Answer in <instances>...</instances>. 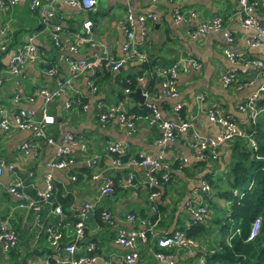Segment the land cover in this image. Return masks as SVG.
<instances>
[{"label":"crops","instance_id":"obj_1","mask_svg":"<svg viewBox=\"0 0 264 264\" xmlns=\"http://www.w3.org/2000/svg\"><path fill=\"white\" fill-rule=\"evenodd\" d=\"M95 1L94 9L70 6L62 1L55 3L54 16L50 21H58L63 28L60 46L52 43L49 26L42 20L37 9H29L27 0H19L7 8L0 6V28L8 26L7 30L11 34L6 51L0 54V103L10 113L17 107H23L31 109L35 116L40 114L43 98L34 93V87L54 85L55 76L46 73V68L51 62L57 64L58 75L65 77L68 74L63 61L65 55L89 56L105 50L107 59H115L125 41L121 22L126 9L129 8L134 16L149 13L155 15L154 20H147L145 23L144 42L139 38L140 26L138 23L134 26L135 45L145 52L146 61L151 62L150 68L141 67L143 61L131 58L116 69L107 67V75L103 72L95 75V70H87L73 78L70 88H67L69 92L63 91L46 103L55 118V122L50 126L55 142L60 141L63 133H73L75 161L69 167L50 169L53 190L49 203L43 204L41 208L42 219L44 222L54 220L56 213L52 212V207L56 204L63 207V221L67 223L61 227V247L58 251L61 258H65L62 245L72 240L70 225L75 219L76 209L82 201L91 199L97 193L102 181L112 178L116 181V186L109 193L101 195L95 202L93 211L88 212L84 218V235L75 242L77 252L84 251L86 242L92 241L96 246L95 252L108 260L106 264H118V257L125 248L114 242V230L118 224L140 226L138 221L124 220L125 213L134 212L152 222L146 240L138 238L136 241L139 251L136 264H163L153 256V252L157 250L156 238L179 229V226L187 227L194 222L184 202L189 197L201 196L207 203L208 210L199 221L204 224L206 231H214L212 238L205 235L194 237L200 241V246L192 250L167 248L177 264H199V258L205 259V255L213 252L211 249H215L218 243V224L211 220L222 217L228 209L229 204L219 195V189L229 186L227 179L230 178L232 154L236 151L235 140L223 142L216 158L195 160L186 135L178 134L164 146H159L154 142L159 133L156 126L149 124L144 118L135 120L131 130H127L116 118L101 123L96 117V104L98 101L114 104L122 100L124 108L137 110L145 102L153 101L162 118L187 119L200 134L206 136L214 135L218 128L208 118L206 108L217 106L244 128L248 121L245 113L237 108V104L261 85L257 68L251 60L264 59V50L260 46L247 44L249 32L238 20L237 0ZM174 7L181 11L192 10L196 15L176 23L172 16ZM253 13L259 23L264 25V0L257 1ZM214 14L221 18V30L195 36L189 33L198 21ZM83 20L91 22L90 36L96 44L90 46L85 42L79 46L78 52L72 53L67 44L73 41L76 33L83 30ZM225 31L230 35V40L226 39ZM29 34L33 36L40 55L18 73H11L8 67L13 55ZM225 50L240 54L241 57L231 62ZM185 52L196 59L199 68L187 67L178 71L177 97L160 94L159 79L149 71L155 65L167 64ZM228 69L233 71L234 80L224 85L220 74ZM134 72H139L135 86L124 92L121 81ZM87 81L95 83V91L89 90ZM246 81L250 82L241 84ZM136 87L141 88V94L144 96L141 102L131 94ZM14 89L20 92L17 102L11 100ZM68 94L81 96L88 104L86 109L78 105L65 108L64 101ZM26 95H31L32 99L28 100ZM177 102L181 104L179 109L173 107ZM31 138V133L24 129L0 131V156L12 164L15 174L25 181L29 191L32 186L43 185V176L49 170L45 162L55 149L54 145L40 140L37 157L24 155L18 149V143ZM115 140L127 144L126 157L137 154L153 156L161 150L162 161L168 164L170 173L164 185L156 186L159 192L155 198L148 199L149 190L144 181L146 170L143 167L112 164L111 155L105 152L102 146L107 141ZM181 156L186 158L182 164L179 163ZM91 160L94 162H90ZM130 171L133 174V183L127 186L125 175ZM95 172L98 176L92 178L91 175ZM201 178L207 182L211 180V183L208 182L209 191L200 192L198 181ZM11 179V173L4 169L0 174V218H8L17 233L18 242L10 251L0 250V264H41L47 254L55 255V251L47 245L43 232L33 222L32 212L16 207L15 199L6 192V184ZM215 180H218L217 185ZM152 200L161 202L162 207L152 210ZM101 208L110 209L113 224L108 225L99 218L98 212ZM92 264L100 262L96 260Z\"/></svg>","mask_w":264,"mask_h":264},{"label":"built area","instance_id":"obj_2","mask_svg":"<svg viewBox=\"0 0 264 264\" xmlns=\"http://www.w3.org/2000/svg\"><path fill=\"white\" fill-rule=\"evenodd\" d=\"M19 0H0L1 8H7L10 5L17 3ZM57 1H62L70 6H78L83 9H94L95 0H27L29 9H37L41 15L42 20L49 26V35L52 43L55 46L61 45L62 27L58 21H50L54 16V7ZM258 0H237L238 3V20L240 24L245 27L249 34L247 37V44L251 46H260L264 50V25L259 23L254 16V8ZM195 12L192 10L181 11L174 7L172 16L176 23L181 22L187 18H194ZM154 14H141L134 16L129 8L126 9L121 28L125 36V41L122 45L119 56L115 59H107L105 50L101 53H92L89 56H77L76 54L65 55L63 61L66 64L68 74L65 77L58 75V68L55 62H51L47 68L46 73L55 76L54 85L52 86H35L34 93L41 95L43 104L40 108L39 116H35L31 109L17 107L11 113L7 108L0 103V131L8 132L12 129H24L31 133V139H24L18 143V149L31 158H35L39 154L40 140L47 144L55 146L54 153L46 160L45 164L48 171L43 176V185L41 187L32 186L31 190L27 189V184L22 178L17 176L14 172L13 166L7 163L0 156V174L4 169H7L12 179L6 184V192L15 199L16 207L20 209L30 210L33 216V222L43 232L44 239L49 247L55 251V255L47 254L41 264H50V259L54 262H66L67 264H92L99 260L100 264H106L107 259L95 252V243L92 241L86 242L84 251L77 252L75 242L81 239L84 235V218L88 212L93 211L95 202L101 195L107 194L112 190L113 179L107 178L98 186L97 193L91 198L82 201L80 206L75 211V219L72 221L70 228L72 240L62 245V250L66 257L61 258L58 249L61 247V227L67 223L63 221L64 213L60 204L52 207V212L56 213V218L52 221L42 219L41 208L43 204L49 203L52 190V174L50 169L65 168L74 164V144L75 138L73 133L65 132L61 135L60 141L57 143L50 131V126L55 122L54 115L46 107V103L56 98L67 88H70L73 78L82 74L87 70H95L99 66H106L110 69H116L123 62L131 58H138L141 61H146V54L140 50L134 42V26L136 23L140 26L139 38L144 42L146 36L145 23L147 20H154ZM89 20H83L81 26L83 30L74 35L73 41L67 44V48L72 53L78 52V48L85 42L90 46L95 45V41L90 36ZM8 26L0 28V54L6 51L10 32L7 30ZM222 29L220 16L214 14L209 18L198 21L189 31L192 36L210 31H218ZM225 37L230 40V35L225 31ZM227 58L234 62L241 57L240 54H235L232 51L225 50ZM40 55V52L34 43L33 36L27 35L26 39L17 48L13 55V59L8 67L11 73H18L29 62L35 61ZM251 62L257 68V74L261 80V85L246 99L237 104V108L243 111L248 121H254L259 111L257 106V99L260 97V92L264 90V59H252ZM187 67L199 68V63L188 52L179 55L171 62L163 65H155L149 72L159 79L160 94L164 96L177 97L178 90L176 87V76L179 70H184ZM220 80L224 85L231 83L234 80V73L232 70H224L220 74ZM1 82V78H0ZM250 81L241 82L242 85ZM88 88L91 92L96 90L95 83L87 81ZM124 92H128L129 88L124 86ZM66 92H69L67 90ZM28 100L32 99L31 95H26ZM20 98V92L17 89L13 90L11 100L17 102ZM72 105H78L82 109H86L87 102L79 95L68 94L64 107L69 108ZM145 111L138 112L134 110H127L122 104V100L114 104H103L100 101L96 104V117L101 123H107L113 118L125 126L127 130L133 128L134 122L137 119L144 118L149 124L156 126L159 130L158 135L154 138L155 144L164 146L169 141L173 140L178 134L187 136L188 145L192 151V156L195 160L214 159L220 153V145L230 140L233 137H242L251 147L256 146L253 135L245 131L239 126L229 115L225 114L219 107L211 106L206 108L208 118L214 122L218 128L214 135L206 136L200 134L191 124V122L184 118L168 119L162 118L160 110L153 101L145 102L143 104ZM181 104L177 102L173 107L179 109ZM103 150L111 155V162L115 166L123 164H131L134 166L143 167L146 170V179H144L147 187L157 186L158 179L165 182L169 179V166L162 161L161 150L155 155L137 154L135 156L126 157L127 144L115 140L107 141L103 144ZM179 163L186 161L185 157H179ZM90 162H94L91 160ZM162 170L159 177L155 173ZM98 174L95 172L91 175L92 178H97ZM73 178V177H72ZM133 174L127 172L125 175V185H132ZM199 190L207 192L210 187L204 178L198 181ZM158 194L157 190L149 191L148 199L155 198ZM201 196L189 197L184 203L185 208L189 212L192 219L199 221L207 212V203L200 198ZM154 210V207H151ZM99 218L108 225L113 224V214L108 208L99 209ZM124 220L129 222L138 221L140 226H122L116 225L114 230V242L123 246L125 250L118 257V264H136L139 257V251L136 245L137 239L146 240L148 231L150 229L151 221L149 218L140 217L134 212H127L124 214ZM259 217L252 220L249 226L247 239L252 238L258 229ZM229 241V236L226 238ZM18 242L17 233L9 223L7 217L0 218V250L9 251L14 248ZM157 250L153 252L156 260L163 264H177L174 256L167 250L169 247L196 249L200 246V241L194 237L187 236L182 230L174 229L171 232L162 234L156 238ZM215 250V249H211ZM204 258H199V264H204Z\"/></svg>","mask_w":264,"mask_h":264},{"label":"trees","instance_id":"obj_3","mask_svg":"<svg viewBox=\"0 0 264 264\" xmlns=\"http://www.w3.org/2000/svg\"><path fill=\"white\" fill-rule=\"evenodd\" d=\"M141 67L150 68L151 62L143 61ZM100 72L106 74L107 67L102 65L100 69L98 67L95 69V75H99ZM138 75L139 72L130 74L127 80L121 81L122 85L132 89ZM256 103L259 108L257 116L252 122L247 120L244 127L245 131L253 135L256 146L251 147L242 137L231 138L235 140L236 151L232 154L229 167L230 178L227 179L229 186L219 189V195L224 199L229 198L230 203L222 217L211 220L218 224L219 237L217 249L205 255L204 264H264V91ZM134 111L144 112L145 108L142 105ZM161 171L155 173L156 177H159ZM113 181L112 189L116 186V181ZM158 181L164 185L168 180ZM217 181H214L215 185L218 184ZM208 182L211 183V180ZM148 190H157V187H148ZM152 205L157 210L162 207L161 202L156 200H152ZM256 217H259L257 232L252 238L247 239L250 223ZM179 229L184 230L187 236L197 238L206 232L204 224L197 220L187 227L179 226ZM49 263L53 264L54 260L50 259Z\"/></svg>","mask_w":264,"mask_h":264},{"label":"water","instance_id":"obj_4","mask_svg":"<svg viewBox=\"0 0 264 264\" xmlns=\"http://www.w3.org/2000/svg\"><path fill=\"white\" fill-rule=\"evenodd\" d=\"M132 95H135L138 100L141 102L144 99V96L141 94V88L140 87H136L132 92ZM54 264H67L66 262H55Z\"/></svg>","mask_w":264,"mask_h":264},{"label":"rangeland","instance_id":"obj_5","mask_svg":"<svg viewBox=\"0 0 264 264\" xmlns=\"http://www.w3.org/2000/svg\"><path fill=\"white\" fill-rule=\"evenodd\" d=\"M226 202H228V204L230 203V199L228 198V199H226ZM208 207V206H207ZM211 207V209H212V206H210ZM213 209H215V208H213ZM214 233V231H212L211 229H209V230H207L206 231V233L204 234L205 236H208V237H211L212 238V234ZM214 239V238H213ZM215 240H216V238H215ZM217 249V246H216V248H215V250Z\"/></svg>","mask_w":264,"mask_h":264}]
</instances>
